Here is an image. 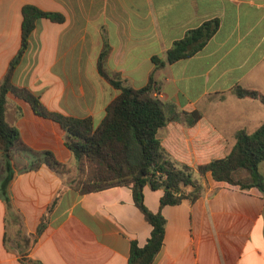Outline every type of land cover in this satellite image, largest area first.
Segmentation results:
<instances>
[{
    "label": "crops",
    "instance_id": "1",
    "mask_svg": "<svg viewBox=\"0 0 264 264\" xmlns=\"http://www.w3.org/2000/svg\"><path fill=\"white\" fill-rule=\"evenodd\" d=\"M27 5L64 16L37 21L13 77L49 110L101 124L120 94L99 69L107 49L103 68L126 86L143 88L154 76L169 118L174 109L201 114L194 125L170 120L158 132L170 159L194 171L197 186L183 192L200 195L162 207L164 190L145 188L146 207L166 220L154 264H264V194L198 173L227 156L238 132L264 124V104L233 93L241 86L264 95V0H0V84L21 48ZM212 22L217 29L200 51L156 67L154 58L165 60L174 43ZM8 100L7 120L23 143L51 151L69 174L46 164L25 170L30 159L6 162L0 150V264H128L132 243L145 246L153 229L132 189L82 194L60 125ZM259 171L264 177V162Z\"/></svg>",
    "mask_w": 264,
    "mask_h": 264
},
{
    "label": "trees",
    "instance_id": "2",
    "mask_svg": "<svg viewBox=\"0 0 264 264\" xmlns=\"http://www.w3.org/2000/svg\"><path fill=\"white\" fill-rule=\"evenodd\" d=\"M49 19L56 23L64 22V16L55 12H46L35 6L23 8L21 48L11 61L8 71L0 84V150L6 162H11L16 154L30 159L25 170H34L42 164L58 173L67 175V166L60 163L51 151L37 152L25 145L19 130L7 120L8 96L27 102L34 113L55 121L64 132L65 146L71 151L78 164L77 187L82 194L100 192L113 187H129L137 208L152 226L151 237L145 246L133 242L128 264H154L160 253L165 237L166 220L161 212L154 213L145 205L144 190L147 186L153 190L163 189L161 206L176 205L190 198L196 200L200 193L186 195L183 188L197 186L194 171L187 166L173 162L158 138V132L170 120H184L189 125L196 124L199 112H177L167 116V105L158 97L159 89L154 76L140 89L126 86L115 74H109L103 68L108 51L100 55L99 69L102 76L120 94L106 109V116L98 127L91 118H75L49 110L41 97L26 87L14 82V72L27 49L31 34L37 21ZM217 23H205L189 31L185 37L167 51L165 60L154 58L157 68L172 64L193 56L201 50L206 41L217 29ZM233 93L239 99L259 100L264 104V95L257 90L236 86ZM264 162V124L253 134L238 132L235 144L223 159L200 166L202 176L210 173L215 181L227 182L242 189L257 188L264 194V177L259 171ZM247 173L248 177L241 176ZM45 216L39 227V234L46 227Z\"/></svg>",
    "mask_w": 264,
    "mask_h": 264
},
{
    "label": "rangeland",
    "instance_id": "3",
    "mask_svg": "<svg viewBox=\"0 0 264 264\" xmlns=\"http://www.w3.org/2000/svg\"><path fill=\"white\" fill-rule=\"evenodd\" d=\"M1 165V164H0ZM78 177V176H77Z\"/></svg>",
    "mask_w": 264,
    "mask_h": 264
}]
</instances>
